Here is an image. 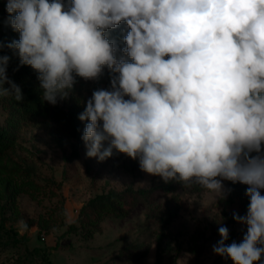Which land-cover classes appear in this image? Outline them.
<instances>
[{
  "label": "clouds",
  "instance_id": "obj_1",
  "mask_svg": "<svg viewBox=\"0 0 264 264\" xmlns=\"http://www.w3.org/2000/svg\"><path fill=\"white\" fill-rule=\"evenodd\" d=\"M7 45L37 73L43 101L69 97L77 78L99 81L79 120L86 156L138 160L164 183L198 185L227 199L246 185L241 242L218 228L213 252L264 264V0H6ZM127 26L120 48L111 30ZM0 55V97L23 101ZM74 221L69 218L68 223ZM23 233L26 221H19Z\"/></svg>",
  "mask_w": 264,
  "mask_h": 264
},
{
  "label": "rangeland",
  "instance_id": "obj_2",
  "mask_svg": "<svg viewBox=\"0 0 264 264\" xmlns=\"http://www.w3.org/2000/svg\"><path fill=\"white\" fill-rule=\"evenodd\" d=\"M5 5L0 0V42L7 45L19 33L4 23ZM126 32L122 23L110 38L123 48ZM109 86L107 69L99 81L80 79L35 119L0 97V264H50L43 254L53 264H232L213 246L221 225L230 242L242 241L247 226L233 213H247L246 185L224 181L232 191L220 200L207 189L164 183L124 154L103 162L86 156V122L78 117L93 90Z\"/></svg>",
  "mask_w": 264,
  "mask_h": 264
},
{
  "label": "trees",
  "instance_id": "obj_3",
  "mask_svg": "<svg viewBox=\"0 0 264 264\" xmlns=\"http://www.w3.org/2000/svg\"><path fill=\"white\" fill-rule=\"evenodd\" d=\"M0 55H8L11 57L7 68V75L21 87L22 93L24 95L23 101L18 102L13 97H10L11 100L19 106L25 116L31 119L48 116L51 112V108L48 102L43 101V90L39 87L37 73L34 72L29 66H21L19 64V58L13 55L12 51L2 50L0 51ZM80 79L81 78H77V83L80 81ZM77 83L74 85V88L76 87ZM193 188L196 191L204 189L198 185H193ZM112 204L115 205L114 202H112ZM36 251L39 250L36 249ZM43 257L45 258V261L53 264L48 254H43Z\"/></svg>",
  "mask_w": 264,
  "mask_h": 264
},
{
  "label": "built area",
  "instance_id": "obj_4",
  "mask_svg": "<svg viewBox=\"0 0 264 264\" xmlns=\"http://www.w3.org/2000/svg\"><path fill=\"white\" fill-rule=\"evenodd\" d=\"M226 243H231L229 240Z\"/></svg>",
  "mask_w": 264,
  "mask_h": 264
}]
</instances>
